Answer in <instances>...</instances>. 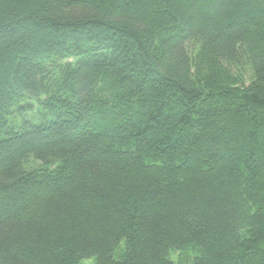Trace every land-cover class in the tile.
Instances as JSON below:
<instances>
[{"label": "trees", "instance_id": "trees-1", "mask_svg": "<svg viewBox=\"0 0 264 264\" xmlns=\"http://www.w3.org/2000/svg\"><path fill=\"white\" fill-rule=\"evenodd\" d=\"M87 260L264 264V0H0V264Z\"/></svg>", "mask_w": 264, "mask_h": 264}, {"label": "rangeland", "instance_id": "rangeland-1", "mask_svg": "<svg viewBox=\"0 0 264 264\" xmlns=\"http://www.w3.org/2000/svg\"><path fill=\"white\" fill-rule=\"evenodd\" d=\"M24 102H29L31 106L26 108V111L23 113H18L17 107L14 108V113L11 116V119L13 123L19 125L23 121L28 120L32 122H40L43 120V112L41 111V104L40 101L37 98H25ZM193 253L189 250L185 251V255L182 253V251H176L174 252L171 257L172 259L178 261L181 260V257H187L192 256ZM85 262V261H84ZM93 260H87L85 264H93Z\"/></svg>", "mask_w": 264, "mask_h": 264}]
</instances>
